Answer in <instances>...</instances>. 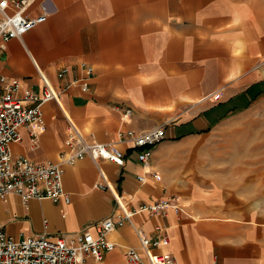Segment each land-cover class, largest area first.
<instances>
[{
	"label": "crops",
	"instance_id": "obj_1",
	"mask_svg": "<svg viewBox=\"0 0 264 264\" xmlns=\"http://www.w3.org/2000/svg\"><path fill=\"white\" fill-rule=\"evenodd\" d=\"M44 8L47 22L0 40L1 77L38 93L48 81L61 96L43 107L38 143L22 128L14 154L63 164L69 116L88 142L121 149L125 163L63 164L71 203L34 199L27 209L13 194L0 227L14 237L95 233L118 220L113 195L97 188L109 184L131 210L174 197L186 209L137 213L108 235L115 249L101 264H128L126 251H141L135 228L169 237L153 251L177 264H264V0H35L28 16ZM159 128L166 139L139 163L120 134Z\"/></svg>",
	"mask_w": 264,
	"mask_h": 264
},
{
	"label": "built area",
	"instance_id": "obj_2",
	"mask_svg": "<svg viewBox=\"0 0 264 264\" xmlns=\"http://www.w3.org/2000/svg\"><path fill=\"white\" fill-rule=\"evenodd\" d=\"M35 0H0V40L7 42L21 38L48 20L47 10L36 17L28 16V9ZM83 70L89 75L93 68L82 64ZM69 72H60L63 77ZM86 79L75 81L84 92L90 88ZM221 99V94L214 100ZM61 105L60 93L48 81L42 93L32 89H23L20 80H8L0 76V205L9 201L13 194L18 195L29 209V202L36 200H51L54 203L64 201L71 203L70 196L64 189V165L75 164L78 160L91 157L95 161L105 160L123 166L125 153L112 144L90 143L84 137L81 129L70 121L69 137L66 145L70 149L68 156L64 155V163H36L25 156H16L13 144L22 140V128H29L33 142L38 143L39 133L46 129L43 112L44 105L50 102ZM62 107V106H61ZM63 109V107H62ZM127 110L125 116H131ZM122 141H132L133 148L139 149L138 161L147 165L154 154L155 147L166 139L165 128L155 129L141 135L134 131L121 133ZM157 178L158 176L155 175ZM140 182H145V176H139ZM97 188L110 191L118 205V220L108 219L96 224V232L79 231L68 235L53 236L43 233L35 236L14 237L0 227V264H101L107 252L115 249L108 235L118 228L131 222L137 213H147L151 216L165 214L169 210L176 213L185 211L186 206L177 198H169L142 205L138 210H131L126 205V199L109 184H98ZM48 226L47 222H45ZM141 241V251L130 248L126 251L128 264H177L170 253L154 252V249L170 246L167 236L150 237L142 228H135ZM93 260V261H91Z\"/></svg>",
	"mask_w": 264,
	"mask_h": 264
},
{
	"label": "rangeland",
	"instance_id": "obj_3",
	"mask_svg": "<svg viewBox=\"0 0 264 264\" xmlns=\"http://www.w3.org/2000/svg\"><path fill=\"white\" fill-rule=\"evenodd\" d=\"M26 236H27V234L26 233H23V236L22 237L25 238Z\"/></svg>",
	"mask_w": 264,
	"mask_h": 264
}]
</instances>
